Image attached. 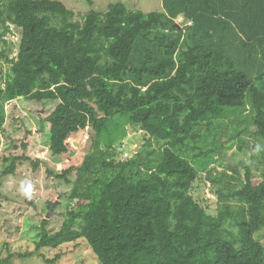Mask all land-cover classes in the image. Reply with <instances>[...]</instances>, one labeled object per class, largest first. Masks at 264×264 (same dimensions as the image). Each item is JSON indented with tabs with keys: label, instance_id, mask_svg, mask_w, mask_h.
Instances as JSON below:
<instances>
[{
	"label": "trees",
	"instance_id": "16d2710c",
	"mask_svg": "<svg viewBox=\"0 0 264 264\" xmlns=\"http://www.w3.org/2000/svg\"><path fill=\"white\" fill-rule=\"evenodd\" d=\"M161 2L147 13L110 4L76 21L59 0H0V41L11 24L21 29L15 57L0 49V128L5 104L26 99L54 104L41 126L50 157L87 135L80 163L46 172L70 186L59 229L42 217L34 249L7 242L0 264L79 239L100 264H264L254 236L264 229V0ZM128 127L147 135L146 148L116 160ZM235 141L257 165L228 160ZM4 159L3 176L31 160ZM199 179L216 214L191 193Z\"/></svg>",
	"mask_w": 264,
	"mask_h": 264
},
{
	"label": "rangeland",
	"instance_id": "374dc122",
	"mask_svg": "<svg viewBox=\"0 0 264 264\" xmlns=\"http://www.w3.org/2000/svg\"><path fill=\"white\" fill-rule=\"evenodd\" d=\"M74 13V20L79 21L90 10L104 13L110 4L123 3L129 10H140L145 13L162 11L161 0H59ZM176 23L182 24V17L176 19ZM21 29L10 25L5 33L6 44L0 41V49L13 58L18 51ZM0 68L5 73L9 64L0 60ZM43 102L15 99L5 104L6 120L0 128V171L9 164L4 157L9 155H28L31 160H46L34 167L32 161H18L14 174L0 175V256L6 253L5 243L10 244L12 251H32L40 219L47 218V227L56 231L62 222V213L66 208L67 193L70 186L55 180L47 175V170H60L65 165H70L72 159L75 165L83 159L81 147L85 145L86 134L79 133L72 136L68 143L74 152L69 155L50 157L48 150V136L46 124L41 132L42 120L54 107ZM147 135L137 127H128L126 137L121 141L116 150L114 159H125L132 156L136 149L144 148ZM249 142V136H245ZM25 141V143H23ZM23 144L26 147H23ZM146 148V147H145ZM248 144H242L238 148L235 141L227 150L228 160L235 163L257 165L253 159L254 153ZM239 165V164H238ZM260 166L252 167L255 182L260 179ZM203 177V176H202ZM191 193L201 202L211 214H216L218 202L210 184L203 179L196 181ZM50 203V206L48 204ZM264 246V229L255 233ZM59 251L61 258L50 263V260ZM14 264H100L88 244L79 239L76 242L62 245L57 250L42 249L26 260L13 259Z\"/></svg>",
	"mask_w": 264,
	"mask_h": 264
}]
</instances>
